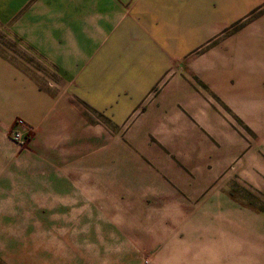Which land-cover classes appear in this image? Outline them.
Returning a JSON list of instances; mask_svg holds the SVG:
<instances>
[{"label":"crops","instance_id":"0c3cea01","mask_svg":"<svg viewBox=\"0 0 264 264\" xmlns=\"http://www.w3.org/2000/svg\"><path fill=\"white\" fill-rule=\"evenodd\" d=\"M0 29L13 43H0V264H251L250 254L181 241L179 254L139 248L125 257L92 239L83 252L60 254L57 238L28 237L26 215L29 197L65 195L59 182L68 174L60 179V154L46 136L75 132L86 106L104 110L108 87L124 85L125 62L148 71V87L174 71L170 101L198 103L205 133L258 135L264 155V0H0ZM15 117L35 130L18 153L7 138ZM30 157L39 175L28 173ZM263 161L251 159L261 170L250 181L264 182Z\"/></svg>","mask_w":264,"mask_h":264},{"label":"rangeland","instance_id":"374dc122","mask_svg":"<svg viewBox=\"0 0 264 264\" xmlns=\"http://www.w3.org/2000/svg\"><path fill=\"white\" fill-rule=\"evenodd\" d=\"M2 42L13 44L0 29ZM124 66V85L108 87L104 110L86 106L75 132L46 136L60 154V179L68 174L59 182L65 195L27 199L28 237L42 232L57 238L60 254L74 247L83 252L87 239L93 248L118 247L125 257L139 248L146 256L159 250L179 254L186 242L204 252L221 247L237 256L250 254L251 264H264V182L250 181L261 170L251 159H264L255 145L258 135L243 127L239 135L205 133L198 103L170 101L165 95L174 71L148 87L147 70ZM15 119L7 138L18 153L35 130L32 126L17 143L11 133ZM28 162V173L39 175L32 157ZM51 184L42 183L45 189ZM23 216L13 215V221Z\"/></svg>","mask_w":264,"mask_h":264},{"label":"built area","instance_id":"2783aa9c","mask_svg":"<svg viewBox=\"0 0 264 264\" xmlns=\"http://www.w3.org/2000/svg\"><path fill=\"white\" fill-rule=\"evenodd\" d=\"M31 130H33L32 126L27 121L21 117H17L14 120V126L12 127L11 133L15 141L20 144L23 141L25 134Z\"/></svg>","mask_w":264,"mask_h":264}]
</instances>
